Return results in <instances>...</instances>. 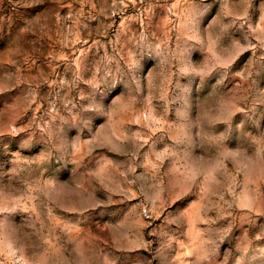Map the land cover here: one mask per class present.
Returning a JSON list of instances; mask_svg holds the SVG:
<instances>
[{
  "label": "rangeland",
  "instance_id": "1",
  "mask_svg": "<svg viewBox=\"0 0 264 264\" xmlns=\"http://www.w3.org/2000/svg\"><path fill=\"white\" fill-rule=\"evenodd\" d=\"M0 264H264V0H0Z\"/></svg>",
  "mask_w": 264,
  "mask_h": 264
}]
</instances>
